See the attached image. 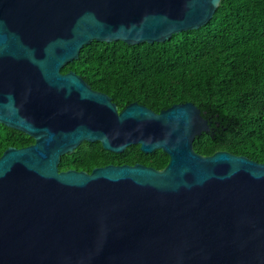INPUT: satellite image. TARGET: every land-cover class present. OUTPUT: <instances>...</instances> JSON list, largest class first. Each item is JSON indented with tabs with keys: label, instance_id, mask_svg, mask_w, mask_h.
Wrapping results in <instances>:
<instances>
[{
	"label": "water",
	"instance_id": "95a60500",
	"mask_svg": "<svg viewBox=\"0 0 264 264\" xmlns=\"http://www.w3.org/2000/svg\"><path fill=\"white\" fill-rule=\"evenodd\" d=\"M221 0H0V123L35 139L0 156V264H264V162L204 155L193 102L122 110L62 68L94 40L164 42ZM84 141L169 156L60 169Z\"/></svg>",
	"mask_w": 264,
	"mask_h": 264
},
{
	"label": "trees",
	"instance_id": "16d2710c",
	"mask_svg": "<svg viewBox=\"0 0 264 264\" xmlns=\"http://www.w3.org/2000/svg\"><path fill=\"white\" fill-rule=\"evenodd\" d=\"M71 70L108 94L119 110L132 102L156 112L193 102L210 124V131L194 140L197 152L228 150L264 162V0H221L208 23L164 42L94 40L62 68ZM34 142L0 123V156L10 146ZM138 162L162 169L169 156L161 149L145 153L139 144L115 153L99 141H84L64 154L59 166L91 172Z\"/></svg>",
	"mask_w": 264,
	"mask_h": 264
},
{
	"label": "flooded vegetation",
	"instance_id": "af4514ba",
	"mask_svg": "<svg viewBox=\"0 0 264 264\" xmlns=\"http://www.w3.org/2000/svg\"><path fill=\"white\" fill-rule=\"evenodd\" d=\"M94 89V88H93Z\"/></svg>",
	"mask_w": 264,
	"mask_h": 264
}]
</instances>
